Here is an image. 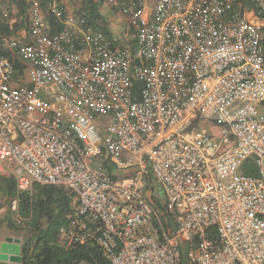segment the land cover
Returning <instances> with one entry per match:
<instances>
[{"label":"built area","instance_id":"1","mask_svg":"<svg viewBox=\"0 0 264 264\" xmlns=\"http://www.w3.org/2000/svg\"><path fill=\"white\" fill-rule=\"evenodd\" d=\"M71 2L28 0L27 32L1 38L13 59L0 55V176L68 192L64 248L95 245L112 264H264V9L115 0L136 29L120 47Z\"/></svg>","mask_w":264,"mask_h":264},{"label":"trees","instance_id":"2","mask_svg":"<svg viewBox=\"0 0 264 264\" xmlns=\"http://www.w3.org/2000/svg\"><path fill=\"white\" fill-rule=\"evenodd\" d=\"M103 1L84 0L78 13L85 11L89 22L112 38L110 31L99 24L102 19L99 7ZM233 2L236 8L242 12L246 10L258 12L260 9H264V6L254 0H233ZM28 8V0H9L7 14L3 13L0 17V43L4 36L18 35L19 30L25 27V24L28 28ZM13 14L21 20L12 21L11 15ZM262 17H264V13ZM48 20L56 30L58 25L56 17L49 13ZM135 43L134 40L131 46L134 47ZM0 55L13 59L12 53L1 45ZM14 61L16 69L21 72L24 65L18 59ZM197 127L199 128L198 124ZM252 165L251 162H247L245 170L256 173V169L252 168ZM249 167L251 168L249 169ZM150 182L151 187L156 190V195L159 196L155 195V199L160 203L161 190L157 187L154 179L151 178ZM0 189L8 198L18 199V210L14 214L22 226L16 229L25 232L22 242V264H112L98 246L78 245L64 248L58 242L59 229L68 223V216L73 212L67 191L54 185L35 184L32 190L19 192L13 177H9L7 180L0 177Z\"/></svg>","mask_w":264,"mask_h":264},{"label":"rangeland","instance_id":"3","mask_svg":"<svg viewBox=\"0 0 264 264\" xmlns=\"http://www.w3.org/2000/svg\"><path fill=\"white\" fill-rule=\"evenodd\" d=\"M7 1L9 2V0ZM148 1L150 3V0ZM83 2L84 0H72V2L69 4V8L71 12L77 14L83 5ZM99 9H100V13L102 14V19L100 20L99 24L101 26H105L110 31L111 36L115 41V44L120 47L129 46V45L131 46V43L135 40L136 29L130 17L127 14H125L120 9V7H118L115 4V0H104L102 4H100ZM7 12H8L7 8L2 9L0 7V17L3 13L7 14ZM11 17H12L11 19L12 21L21 20V18H19L18 16H14V14L11 15ZM26 27L27 26L25 24V27H22L19 30L18 35H13V36L18 37L22 31L27 32L28 29ZM16 77H17V82H16L17 84L28 85L29 82L26 79L23 70L21 72H18ZM204 126L212 127L214 131L216 130L218 131L219 129L218 126L210 122L205 124ZM252 166L254 167V165ZM244 167L240 168V173L244 172L243 169ZM2 194L3 193L0 189V241L10 236L13 238H20L23 242V239L25 237V232L16 229L22 226V223L20 222L18 217L14 214L15 210H13L12 205L10 206L9 199L7 200ZM160 196L162 197V194ZM156 197L159 196L156 195ZM11 200L13 199L11 198Z\"/></svg>","mask_w":264,"mask_h":264},{"label":"water","instance_id":"4","mask_svg":"<svg viewBox=\"0 0 264 264\" xmlns=\"http://www.w3.org/2000/svg\"><path fill=\"white\" fill-rule=\"evenodd\" d=\"M22 240L6 237L0 243V264H22Z\"/></svg>","mask_w":264,"mask_h":264},{"label":"crops","instance_id":"5","mask_svg":"<svg viewBox=\"0 0 264 264\" xmlns=\"http://www.w3.org/2000/svg\"><path fill=\"white\" fill-rule=\"evenodd\" d=\"M249 15H251V13H249ZM0 177H3V178H5V180H7L10 176H0ZM7 182V181H6ZM1 191H2V195L8 200L9 199V202H10V206L12 205V200H11V198H8L5 194H4V192H3V190L1 189ZM11 200V201H10ZM3 240H1L0 241V243L2 242Z\"/></svg>","mask_w":264,"mask_h":264}]
</instances>
